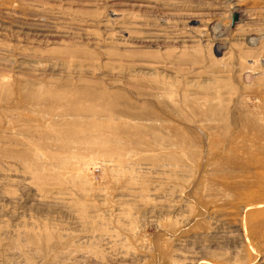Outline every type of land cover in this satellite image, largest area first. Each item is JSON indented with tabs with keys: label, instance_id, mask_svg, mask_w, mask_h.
Wrapping results in <instances>:
<instances>
[{
	"label": "rangeland",
	"instance_id": "374dc122",
	"mask_svg": "<svg viewBox=\"0 0 264 264\" xmlns=\"http://www.w3.org/2000/svg\"><path fill=\"white\" fill-rule=\"evenodd\" d=\"M0 264H264V0H0Z\"/></svg>",
	"mask_w": 264,
	"mask_h": 264
},
{
	"label": "water",
	"instance_id": "95a60500",
	"mask_svg": "<svg viewBox=\"0 0 264 264\" xmlns=\"http://www.w3.org/2000/svg\"><path fill=\"white\" fill-rule=\"evenodd\" d=\"M236 16V15H235Z\"/></svg>",
	"mask_w": 264,
	"mask_h": 264
}]
</instances>
